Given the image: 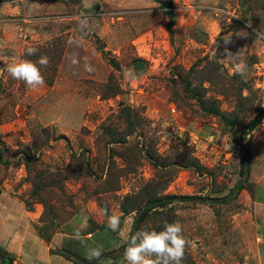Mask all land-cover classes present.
<instances>
[{
	"label": "rangeland",
	"instance_id": "obj_1",
	"mask_svg": "<svg viewBox=\"0 0 264 264\" xmlns=\"http://www.w3.org/2000/svg\"><path fill=\"white\" fill-rule=\"evenodd\" d=\"M226 48L243 76L223 60ZM40 56L44 85L8 75L14 58ZM260 112L264 5L254 0H0V190L46 235L64 231L54 246L76 257L116 252L147 201L188 195L231 199L157 208L141 228L178 222L181 264H264V124L248 132ZM243 143L251 171L231 197ZM17 210L1 225L0 249L20 264H74ZM106 212L120 216L119 231Z\"/></svg>",
	"mask_w": 264,
	"mask_h": 264
},
{
	"label": "clouds",
	"instance_id": "obj_2",
	"mask_svg": "<svg viewBox=\"0 0 264 264\" xmlns=\"http://www.w3.org/2000/svg\"><path fill=\"white\" fill-rule=\"evenodd\" d=\"M79 25L81 29L87 27V18H80ZM230 38H226L224 43H229ZM36 49H27V55H34ZM226 59L230 67H234V74L243 76L246 65L239 61V53L233 55L228 49H225ZM49 59L47 56H40L37 61L28 59L14 58L7 66L8 75L14 80H20L29 88H37L44 85V76L40 67H47ZM85 70L92 71L90 65H85ZM107 226L114 232L120 230L121 218L112 213L107 214ZM187 241L183 236L182 226L178 223L163 222L162 230L155 228H140L135 233H130L126 240L124 248V260L127 264H181ZM102 256L100 249H93L90 253V259L99 260Z\"/></svg>",
	"mask_w": 264,
	"mask_h": 264
},
{
	"label": "trees",
	"instance_id": "obj_3",
	"mask_svg": "<svg viewBox=\"0 0 264 264\" xmlns=\"http://www.w3.org/2000/svg\"><path fill=\"white\" fill-rule=\"evenodd\" d=\"M254 3H258L260 6H262L264 5V0H254ZM194 95L196 99H198L201 102L199 94H197L196 92V94ZM202 107L204 109L206 108L204 104H202ZM213 111L216 112L217 110L214 108ZM262 124H264V112H260V114L257 117H255L254 119L250 121L248 125V132L253 131L255 128H257L258 126ZM233 126L234 124L231 122V127ZM244 137L245 135H243L241 139L244 140ZM241 152H242V156H241L240 180L238 184L236 185L235 189L233 190L231 197L233 196V194L234 196H236V194H238L241 190L245 188V185L247 183V180L249 178L250 171H251V153H250V148L248 147L247 144L245 143L242 144ZM5 163L6 162H4V160L2 159V153H1L0 154V164L5 165ZM0 195H1V190H0ZM230 199L231 198H227L224 200H218L216 198H206V197L188 196V195H184V196L165 195V196L156 197L154 199L147 201L146 204L142 208H139L137 210L136 216L134 217V221L131 226L130 233H135V231L139 230L141 226L144 224V222L150 217L152 212L157 208H160V209L166 208L176 203L209 204V205L223 204V203H226ZM40 203L42 204L44 203L42 198L40 200ZM26 206L30 210L31 205L29 204L28 201L26 202ZM46 209H47V206H45V210ZM44 217H45V213L42 216L41 221H45ZM35 229L40 239H42L47 244H49L52 241L53 236L56 234V232L53 231L51 235H46L41 228L35 227ZM126 246L127 245L125 243L124 245L120 246V248H118L116 252H110L107 254H103L99 260L83 259L80 257H76L70 254L69 252H67L66 250H59V251L50 250V252L52 254H58L60 256H63L66 260L74 264H102L106 260L116 263L123 257L124 248ZM1 261H2V264H13V259L11 258H3Z\"/></svg>",
	"mask_w": 264,
	"mask_h": 264
},
{
	"label": "crops",
	"instance_id": "obj_4",
	"mask_svg": "<svg viewBox=\"0 0 264 264\" xmlns=\"http://www.w3.org/2000/svg\"><path fill=\"white\" fill-rule=\"evenodd\" d=\"M4 198V199H3ZM3 199V200H2ZM2 201V203L4 204V205H6V206H8L7 208H5V206H3V205H0V229H2L1 228V225H4L5 224V222H7V219H8V216L10 215V214H12V207L13 206H15V205H17V207H18V210L16 211L17 213H16V215H17V217H18V219H21V221H23L24 219H27V221H28V224H30V226H31V229H32V231L35 233V235H37V237H39L38 236V234H37V231H36V229H35V226H34V223H35V217H37V215L36 214H34V213H32V212H29V211H27V209H26V207H25V205L21 202V201H19L17 198H14V197H12V196H9V194H7V193H5V192H3V193H1V195H0V202ZM67 224H69V222L67 223ZM26 228H28V225L26 226ZM17 232H18V229L14 232L16 235H17ZM21 234H22V232H21ZM65 237V234H64V231L63 232H61L60 234H58L57 236H55L53 239H52V242L50 243V244H47V243H45L42 239H40L41 240V242L44 244V245H46V247H47V249L50 251V249H54V248H51L50 246L52 245V246H54V242H56L57 243V239H59V238H64ZM87 237L88 238H91V234L89 233L88 235H87ZM40 238V237H39ZM258 240H259V243H262V241H261V239H259L258 238ZM58 244L59 243H57V245H55V246H58ZM115 244V243H114ZM113 244V245H114ZM54 246V247H55ZM116 246H117V244H116ZM0 248H1V246H0ZM55 250H63V249H59V247L57 248V247H55ZM108 251V250H107ZM107 251H105V253L107 252ZM51 253V252H50ZM52 254V253H51ZM50 254V255H51ZM13 255V256H12ZM57 256H58V254H56ZM55 255V256H56ZM11 258V259H13V264H20V260H21V256L20 255H15V253H12L10 250H8V249H5L4 250V248L3 249H0V264H2V259L3 258ZM90 259V258H89ZM49 260V259H48ZM107 261H109V260H107ZM37 262H39V261H37V260H35V263L34 264H38ZM23 264V263H22Z\"/></svg>",
	"mask_w": 264,
	"mask_h": 264
},
{
	"label": "water",
	"instance_id": "obj_5",
	"mask_svg": "<svg viewBox=\"0 0 264 264\" xmlns=\"http://www.w3.org/2000/svg\"><path fill=\"white\" fill-rule=\"evenodd\" d=\"M163 7H166V5H163Z\"/></svg>",
	"mask_w": 264,
	"mask_h": 264
}]
</instances>
